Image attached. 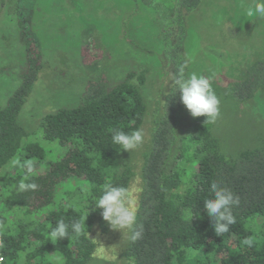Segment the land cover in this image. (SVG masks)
Masks as SVG:
<instances>
[{
    "label": "trees",
    "instance_id": "16d2710c",
    "mask_svg": "<svg viewBox=\"0 0 264 264\" xmlns=\"http://www.w3.org/2000/svg\"><path fill=\"white\" fill-rule=\"evenodd\" d=\"M175 1L176 17L170 23L178 21L180 30L176 42L168 39L166 46L173 79L163 102L160 90L159 99L147 105L140 88L144 75L130 72L111 83L108 68H101L88 76L78 103L45 112L36 132H28L19 116L49 65L42 62L27 20L20 21L24 62L18 87L0 108V264H57L56 255L61 264H264V127L243 145L241 138L231 139L230 131L233 122L241 126L242 120H225L229 110L264 95V57L256 58L239 82L223 86L211 81L221 100L214 123L192 117L174 80L181 68L188 75L181 12L189 13L200 0ZM106 53L95 46L88 58L97 62ZM144 128V142L135 150L123 152L111 143L113 129L130 133ZM50 142L57 146L47 151ZM22 181L37 187L21 190ZM213 181L240 198L233 209L235 223L221 236L204 207ZM107 182L133 187L144 228L134 243L124 231L126 242L111 261L97 255L101 245L92 236L95 226L97 238L110 237L102 209L94 204ZM60 220L69 225L82 220L83 233L76 237L69 228V238L50 239Z\"/></svg>",
    "mask_w": 264,
    "mask_h": 264
},
{
    "label": "rangeland",
    "instance_id": "374dc122",
    "mask_svg": "<svg viewBox=\"0 0 264 264\" xmlns=\"http://www.w3.org/2000/svg\"><path fill=\"white\" fill-rule=\"evenodd\" d=\"M252 3L253 0H200L189 13L181 12L180 24L185 32L182 54L188 62V75L202 74L224 86L239 82L248 66L264 57V19L247 15ZM176 5L175 0H0V108L18 87L24 62L19 27L22 19L27 20L42 62L49 65L19 116L28 132H36L45 112L78 103L88 76L97 75L101 68H108L111 83L130 72L136 77L144 75L140 88L147 105L159 99L160 90L163 102L173 79L171 66L165 61L166 46L168 39L176 42L180 30L178 21L170 23L176 17ZM95 46L103 47L107 56L91 63L88 56ZM134 83L138 84V80ZM225 120H242L241 126L233 122L232 137L228 130L227 135L238 141L241 138L243 145L251 134L260 135L264 127V95L256 94L239 109L229 110ZM53 145L57 143L50 142L44 148L48 151ZM130 191L134 200L133 187ZM94 228L91 234L101 245L97 255L108 256L109 261L116 259L126 242V233L108 225L110 237L105 240L96 237L100 231ZM55 258L61 264L57 255Z\"/></svg>",
    "mask_w": 264,
    "mask_h": 264
},
{
    "label": "clouds",
    "instance_id": "9594fccd",
    "mask_svg": "<svg viewBox=\"0 0 264 264\" xmlns=\"http://www.w3.org/2000/svg\"><path fill=\"white\" fill-rule=\"evenodd\" d=\"M249 17L264 19V0H253L247 9ZM174 85L180 93V101L192 117H206L207 123H214L220 116L221 100L217 96L211 78L202 74L191 73L185 75L183 68L175 76ZM144 142L143 129L125 132L113 129L111 143L125 151L135 150ZM35 183H20L21 190H34ZM211 196L204 200L207 215L211 218L212 227L217 236L227 233L235 223L234 207L240 203V198L222 182L213 181L210 184ZM95 207L102 209L101 216L108 225L115 230L130 233V240L134 243L142 238L143 225L138 222L139 209L135 206L132 192L124 186H116L107 182L102 186L101 194L94 200ZM193 216V215H192ZM191 216V218H192ZM71 235L79 237L83 233L84 222L75 220L71 225L63 220L56 223L49 233L52 240H63ZM245 243L250 244L251 241Z\"/></svg>",
    "mask_w": 264,
    "mask_h": 264
},
{
    "label": "built area",
    "instance_id": "2783aa9c",
    "mask_svg": "<svg viewBox=\"0 0 264 264\" xmlns=\"http://www.w3.org/2000/svg\"><path fill=\"white\" fill-rule=\"evenodd\" d=\"M0 263H1V258H0Z\"/></svg>",
    "mask_w": 264,
    "mask_h": 264
}]
</instances>
